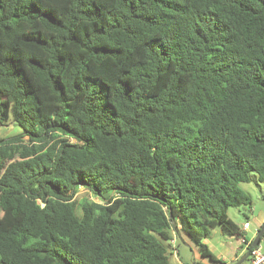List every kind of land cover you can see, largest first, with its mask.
<instances>
[{"label": "trees", "instance_id": "1", "mask_svg": "<svg viewBox=\"0 0 264 264\" xmlns=\"http://www.w3.org/2000/svg\"><path fill=\"white\" fill-rule=\"evenodd\" d=\"M10 120L0 264H171L176 233L226 264L205 239L246 238L228 209L264 182V0H0Z\"/></svg>", "mask_w": 264, "mask_h": 264}, {"label": "rangeland", "instance_id": "2", "mask_svg": "<svg viewBox=\"0 0 264 264\" xmlns=\"http://www.w3.org/2000/svg\"><path fill=\"white\" fill-rule=\"evenodd\" d=\"M20 131H22L21 127L12 120L4 124L0 123V137H10L18 134ZM239 185L251 195L253 204L251 207L246 205L230 207L228 209V214L241 227H243V223L246 220H249L252 226L247 234L249 238H253L256 235V231L264 222V182H260L257 179L256 173H254L250 182L240 183ZM75 197L78 199L88 197L89 199L99 200V198L95 197L83 186L79 188ZM209 241L211 247L210 249L213 250L212 252L219 259L224 256V252L228 253V255L224 257L233 259L236 255L237 247H239L238 244L241 242V240L236 237H226L223 235L220 228L213 229L212 234L209 237ZM262 244L264 247V238L262 240ZM174 247H176L175 253L170 254L171 264H212V262H210L207 258L200 256L195 258L193 256V250L189 246L185 245L183 241L179 240V243L176 246L174 245ZM194 249H196V247H194ZM172 250L174 252L173 248Z\"/></svg>", "mask_w": 264, "mask_h": 264}, {"label": "crops", "instance_id": "3", "mask_svg": "<svg viewBox=\"0 0 264 264\" xmlns=\"http://www.w3.org/2000/svg\"><path fill=\"white\" fill-rule=\"evenodd\" d=\"M263 220H264V216H263ZM243 225H244V223H243ZM251 226H252V225H251ZM251 226H250L248 229H244V228H243V232H244L245 237H246L247 239H250L249 236H248V234H247V232L250 230ZM221 232H222L223 235H225L226 237H229V238L236 237V236H234V235L224 234V232H223L222 230H221ZM174 238H175V246L179 243V240H180V241H183V242L185 243V245L189 246V247L193 250V256H194L195 258L198 257V256L201 257V255H200V253L198 252V250H197V249H194V246L189 242L188 237H187L185 234L179 235V234L176 233V235L174 236ZM236 238H237V237H236ZM238 239H240L241 242H240V244H238L239 247H237V251H236V255H235V257H234L233 259H228V258L224 257V256H227V255H228V253H225V252L223 253L224 256L221 257V260H223L224 262H226V264H232L233 261H235L237 258L241 257V256L246 252L245 244H244L243 241H242L243 238H238ZM205 242H206V243L209 245V247H210V241H209V238L205 239ZM210 248H211V247H210ZM212 251H213V250H212ZM178 252H179V251H178ZM173 253H175V251H174ZM195 258H194V260H195ZM197 262H198V261H197ZM199 264H202V263H199Z\"/></svg>", "mask_w": 264, "mask_h": 264}, {"label": "built area", "instance_id": "4", "mask_svg": "<svg viewBox=\"0 0 264 264\" xmlns=\"http://www.w3.org/2000/svg\"><path fill=\"white\" fill-rule=\"evenodd\" d=\"M250 226H251L250 221L246 220L244 222L243 228L244 229H248ZM257 231H256V234H257ZM253 238H250V239L244 238L242 240L243 243L245 244V248L246 249L251 244ZM263 238H264V235L261 238L260 242L251 250L250 256L248 257V259L243 264H264V247H263V244H262ZM170 242L172 243V245L174 247L175 238L170 240ZM174 251H176V247H174Z\"/></svg>", "mask_w": 264, "mask_h": 264}, {"label": "water", "instance_id": "5", "mask_svg": "<svg viewBox=\"0 0 264 264\" xmlns=\"http://www.w3.org/2000/svg\"><path fill=\"white\" fill-rule=\"evenodd\" d=\"M263 235H264V222L259 227L257 234L253 238L251 244L246 249V252L236 262H234L232 264H243L248 259V257L250 256L251 250L260 242Z\"/></svg>", "mask_w": 264, "mask_h": 264}]
</instances>
